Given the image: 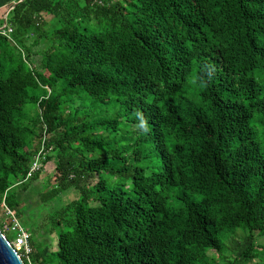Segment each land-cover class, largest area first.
<instances>
[{"label":"trees","instance_id":"trees-1","mask_svg":"<svg viewBox=\"0 0 264 264\" xmlns=\"http://www.w3.org/2000/svg\"><path fill=\"white\" fill-rule=\"evenodd\" d=\"M7 21L0 227L39 195L32 264H218L240 228L223 264L264 254V0H23Z\"/></svg>","mask_w":264,"mask_h":264},{"label":"rangeland","instance_id":"rangeland-1","mask_svg":"<svg viewBox=\"0 0 264 264\" xmlns=\"http://www.w3.org/2000/svg\"><path fill=\"white\" fill-rule=\"evenodd\" d=\"M48 19H50V16H48ZM2 25H4V20L0 21V26ZM54 167H55V163L53 161H50L44 165V171L48 174V176H52L54 174ZM34 185H36L39 188L40 182L36 181ZM78 195L79 193L74 189L67 191L65 193H62L59 196L58 203L60 205L66 204L70 200L77 198ZM30 203H31L29 205L30 211H28V208H26L27 210L25 211V214L19 217V221L21 222L24 228L30 230V232H33L32 226L34 225V222H36L38 219V214L37 213L34 214L33 208L38 207L39 195L32 194V197L30 198ZM5 233L9 237L10 241L14 238V233L12 231H5ZM243 236H244V231L242 230V228L238 229L235 234L228 233V237L225 240L226 248L224 250V254L227 255L228 259L220 258L219 255L215 253V257L218 259V264H223L224 262L231 260L236 256L239 247L242 245L244 241ZM256 240L257 242H259V244H264V232H262L261 234L257 233ZM53 248H56V237L55 236H54V241H53ZM248 264H264L263 251L260 257H257L256 259L249 262Z\"/></svg>","mask_w":264,"mask_h":264},{"label":"built area","instance_id":"built-area-1","mask_svg":"<svg viewBox=\"0 0 264 264\" xmlns=\"http://www.w3.org/2000/svg\"><path fill=\"white\" fill-rule=\"evenodd\" d=\"M6 20V19H5ZM13 33V27L6 21L3 26H0V34H3L7 37H11ZM45 138L43 139L41 149L35 155L31 168L27 174V179L32 177L37 171H39L43 167V159L46 155V149L44 146ZM7 214L11 216L10 223H4L2 225V231L7 236L5 231H12L14 233V238L10 241L16 251L20 254L23 260H27L29 264H32V253L33 248L31 246V232L24 228L19 221V219L15 216V214L7 208ZM9 239V238H8Z\"/></svg>","mask_w":264,"mask_h":264},{"label":"water","instance_id":"water-1","mask_svg":"<svg viewBox=\"0 0 264 264\" xmlns=\"http://www.w3.org/2000/svg\"><path fill=\"white\" fill-rule=\"evenodd\" d=\"M23 0L15 3L8 13ZM0 264H26L20 254L16 251L8 237L0 228Z\"/></svg>","mask_w":264,"mask_h":264},{"label":"crops","instance_id":"crops-1","mask_svg":"<svg viewBox=\"0 0 264 264\" xmlns=\"http://www.w3.org/2000/svg\"><path fill=\"white\" fill-rule=\"evenodd\" d=\"M17 2L18 0H0V21L4 20V24L8 19L9 13L11 12L10 11L8 13L9 9H11V7Z\"/></svg>","mask_w":264,"mask_h":264}]
</instances>
